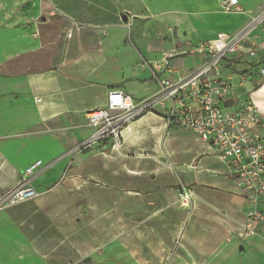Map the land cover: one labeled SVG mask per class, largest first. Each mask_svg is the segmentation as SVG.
<instances>
[{
  "label": "crops",
  "instance_id": "0c3cea01",
  "mask_svg": "<svg viewBox=\"0 0 264 264\" xmlns=\"http://www.w3.org/2000/svg\"><path fill=\"white\" fill-rule=\"evenodd\" d=\"M112 9L110 0H0V196L42 165L30 179L33 200L0 206V264H264V220L247 216L264 212V197L246 200L210 147L164 112L128 122L119 147L77 149L92 133L86 113L110 91L136 101L156 92L138 48L145 59L169 56L175 69L182 48L234 34L249 15L165 12L160 24L178 28L183 43L153 51L147 39L122 43V13ZM251 40L261 54L240 72L263 67L264 27ZM129 46L139 54L136 80ZM231 56L221 65L227 77L246 55ZM147 85L154 90L135 98Z\"/></svg>",
  "mask_w": 264,
  "mask_h": 264
},
{
  "label": "built area",
  "instance_id": "2783aa9c",
  "mask_svg": "<svg viewBox=\"0 0 264 264\" xmlns=\"http://www.w3.org/2000/svg\"><path fill=\"white\" fill-rule=\"evenodd\" d=\"M221 4L227 12L245 13L239 0H222ZM247 14L249 20L243 29L234 34L217 33L213 39L193 47L189 53L198 60L197 66L189 71L172 69L167 55L155 59L141 57L139 66L149 72L156 92L136 101L122 91H110L104 107L86 113V124L92 133L77 149L104 141L119 147L127 123L157 108L165 113L168 125L185 128L206 143L227 166L228 174L246 200L256 204L264 194V123L256 107L249 99L240 98L231 79L223 78L220 71L228 55L241 53L250 58L259 55L251 33L264 27V10L260 14L251 11ZM233 77L239 86L246 84L253 78L264 77V66L234 73ZM231 99L232 105L225 106ZM34 100L40 102L38 98ZM41 166L37 161L28 167L24 178L0 196V206L6 208L33 200L37 193L30 179ZM247 216L254 221L264 220V212L255 208Z\"/></svg>",
  "mask_w": 264,
  "mask_h": 264
},
{
  "label": "rangeland",
  "instance_id": "374dc122",
  "mask_svg": "<svg viewBox=\"0 0 264 264\" xmlns=\"http://www.w3.org/2000/svg\"><path fill=\"white\" fill-rule=\"evenodd\" d=\"M113 6V12L115 14H125L127 17L126 22H122L121 24L125 28V34L122 38V43L125 45H132L137 46L141 43H145L144 41L147 39L150 45H153V51L157 49H166L167 46H170L171 49L173 47H180L183 43L181 40V33L175 28V26L171 24L162 25L160 24V16L164 15L165 12H197V11H217L223 14H229L222 4V0H190L189 3H186L185 0H169V4L166 0H110ZM241 8L245 11L242 15V19L246 18L247 12L251 11L255 14H260L264 10V0H239ZM172 5V6H171ZM90 13L95 12V10L90 9ZM92 15V14H89ZM107 15V14H106ZM108 20L112 21V16L108 13ZM88 19V18H87ZM115 20V19H113ZM242 22L240 21V24ZM244 23V22H243ZM157 27L156 29H150V27ZM229 34V33H227ZM129 46L132 49L131 60L128 63L129 68L133 71L134 76L133 79H139L142 75L139 71L135 68V64L133 63L136 56H139L138 52ZM190 48V47H189ZM189 48H182L180 50V54H187L185 56H173L172 58V67L175 70H183V69H190L197 66V58L194 55L188 54L190 49ZM140 54L143 55L145 58L150 57V53L141 50ZM169 53V55L174 54L171 53L170 50H165ZM179 53V52H178ZM261 52L259 53V55ZM228 57H232L228 55ZM258 58L253 57L250 58L247 55L243 58L240 62V65L235 67L231 63V72L232 73H240L241 69L244 67H248L247 65L250 62H257ZM264 66L263 62H260ZM221 73L223 72L220 70ZM227 74H223V78H228ZM231 82L236 86L235 90L236 93L239 94L240 98H247L249 101L256 107L257 112L264 123V93L257 94L255 89L259 84V80L264 81V77L253 78L252 80L238 85V81L235 77L230 76ZM253 87V88H252ZM153 87L151 85L145 86V89L141 91L139 96H135V98H140L143 96H147L148 93L153 91ZM243 96V97H242ZM153 112H157L158 115L160 112L157 108L153 109ZM264 197V194L261 198Z\"/></svg>",
  "mask_w": 264,
  "mask_h": 264
},
{
  "label": "water",
  "instance_id": "95a60500",
  "mask_svg": "<svg viewBox=\"0 0 264 264\" xmlns=\"http://www.w3.org/2000/svg\"><path fill=\"white\" fill-rule=\"evenodd\" d=\"M121 19H122L123 22H126V21H127V17H126V15L122 13V14H121ZM232 103H233V100H232V99H231V100H228V101L225 103V106H231Z\"/></svg>",
  "mask_w": 264,
  "mask_h": 264
}]
</instances>
